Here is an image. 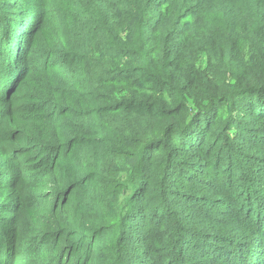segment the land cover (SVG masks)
I'll return each mask as SVG.
<instances>
[{"label": "trees", "instance_id": "16d2710c", "mask_svg": "<svg viewBox=\"0 0 264 264\" xmlns=\"http://www.w3.org/2000/svg\"><path fill=\"white\" fill-rule=\"evenodd\" d=\"M0 56V264H255L264 0H0Z\"/></svg>", "mask_w": 264, "mask_h": 264}, {"label": "rangeland", "instance_id": "374dc122", "mask_svg": "<svg viewBox=\"0 0 264 264\" xmlns=\"http://www.w3.org/2000/svg\"><path fill=\"white\" fill-rule=\"evenodd\" d=\"M21 2H23V1H21ZM13 3V6H14V2H12ZM12 3H9V4H12ZM5 20V19H4ZM5 33H6V31H5ZM3 36H6L5 34H3ZM0 61H1V63H2V56H0ZM203 61L205 62V59H203ZM203 61H202V63H203ZM201 63V64H202ZM0 67H1V65H0ZM4 68H7V66H4ZM260 100H262V98H259V100L257 101V102H259ZM226 118H227V115H224L223 117H222V121H224V120H226ZM259 118V117H258ZM244 121H247V122H249L250 123V126L249 125H247L249 128H258V127H260L259 126V124H258V120H256V117H254V115H252L250 112H246L245 113V120ZM236 131H238L237 129H235ZM239 132V131H238ZM245 132V131H244ZM212 135H213V141H211L210 143L211 144H213V145H215V148L218 150L219 149V147L221 146V143H223V144H225L226 145V147L227 148H234L233 146L231 147V145H232V143L231 142H225V141H220V139H222L224 136H225V134L224 133H221L220 131H218V129H214L213 130V133H212ZM243 137H245V139L244 140H246V141H248V142H250L251 141V137L250 136H246V134H243ZM239 140H240V136H238V135H236V142L235 143H237V142H239ZM248 152H250V153H252V152H256V150L254 149V148H251V147H249L248 148ZM260 152H261V150H260ZM261 154L264 156V154L261 152ZM110 191H113V188H110ZM13 217V216H12ZM1 218V217H0ZM0 226H5V225H3V223L1 222V220H0ZM8 229H9V227H8ZM251 240H249V242H250ZM252 246L253 247H256V248H258V249H253V248H251V247H249V249H244L243 250V252L244 253H246V254H249V253H251V250L252 251H256V250H259L260 249V245L259 244H253L252 243ZM199 249V248H198ZM202 251H205V250H202ZM258 254V253H257ZM262 254V255H261ZM261 254H258L259 256L256 258V260H255V264H257V262H258V258H260V256H261V258H262V263L261 264H264V251H263V253H261ZM263 256V257H262ZM31 257V256H30ZM0 258H2L3 259V256H0ZM25 264H34V261L32 260V259H29L27 262H24ZM232 264H233V262H231ZM251 262L250 261H247V262H244L243 264H250Z\"/></svg>", "mask_w": 264, "mask_h": 264}]
</instances>
